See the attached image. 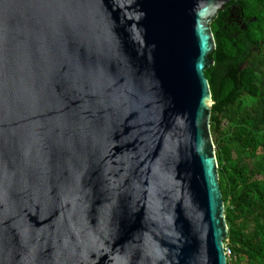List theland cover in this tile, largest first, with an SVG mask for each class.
I'll return each mask as SVG.
<instances>
[{"label":"water","instance_id":"water-1","mask_svg":"<svg viewBox=\"0 0 264 264\" xmlns=\"http://www.w3.org/2000/svg\"><path fill=\"white\" fill-rule=\"evenodd\" d=\"M228 2L0 0V264H226Z\"/></svg>","mask_w":264,"mask_h":264},{"label":"trees","instance_id":"trees-1","mask_svg":"<svg viewBox=\"0 0 264 264\" xmlns=\"http://www.w3.org/2000/svg\"><path fill=\"white\" fill-rule=\"evenodd\" d=\"M210 129L236 264H264V0H229L210 23ZM225 123V124H224ZM234 145L243 159L232 158Z\"/></svg>","mask_w":264,"mask_h":264},{"label":"built area","instance_id":"built-area-1","mask_svg":"<svg viewBox=\"0 0 264 264\" xmlns=\"http://www.w3.org/2000/svg\"><path fill=\"white\" fill-rule=\"evenodd\" d=\"M224 252L226 256V264H236L237 258L236 255L233 253L232 249L224 243Z\"/></svg>","mask_w":264,"mask_h":264},{"label":"rangeland","instance_id":"rangeland-1","mask_svg":"<svg viewBox=\"0 0 264 264\" xmlns=\"http://www.w3.org/2000/svg\"><path fill=\"white\" fill-rule=\"evenodd\" d=\"M230 154H231L232 158L243 159L246 162L248 161L250 164L253 163V161H250V158H244V157L242 158L241 154L238 152L237 148L234 145H231V147H230Z\"/></svg>","mask_w":264,"mask_h":264}]
</instances>
